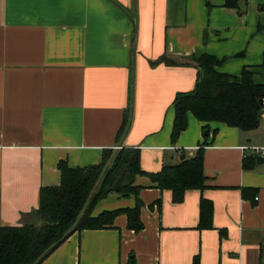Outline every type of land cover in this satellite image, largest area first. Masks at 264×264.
Here are the masks:
<instances>
[{
  "label": "crops",
  "instance_id": "0c3cea01",
  "mask_svg": "<svg viewBox=\"0 0 264 264\" xmlns=\"http://www.w3.org/2000/svg\"><path fill=\"white\" fill-rule=\"evenodd\" d=\"M237 3L0 0V227L31 217L40 189L59 184V161L82 168L132 148L154 173L206 141L203 188L175 203L136 174L139 231L119 214L112 226L71 232L39 264H264V156L258 164L243 150L264 147V112L252 130L189 112L170 141L174 97L197 80L191 59L212 55L217 71L247 67L264 81V0ZM201 199L212 205L208 226H199ZM135 202L109 192L91 215Z\"/></svg>",
  "mask_w": 264,
  "mask_h": 264
},
{
  "label": "trees",
  "instance_id": "16d2710c",
  "mask_svg": "<svg viewBox=\"0 0 264 264\" xmlns=\"http://www.w3.org/2000/svg\"><path fill=\"white\" fill-rule=\"evenodd\" d=\"M237 2L224 0V6L237 7ZM258 27L264 28V17ZM161 60L175 64L174 60L165 56ZM191 60L197 68V80L192 90L178 92L174 97L171 143L174 144L186 129L189 112L204 124L222 122L242 130L255 129L260 119L264 81L255 82L254 71L247 67L241 70L239 76L219 72L215 66L220 60L212 55L203 54ZM258 67L264 69V50ZM205 127L203 131H206ZM205 144L206 141H203L193 155L183 157L177 164L163 165L154 173L141 170L138 150L132 148H122L113 156L106 151L100 163L82 168H71L65 161H59L60 182L40 189L38 207L31 213L37 220L30 217L21 225L0 227V264H39L71 232L112 226L119 214H125L128 229L139 231L143 227L139 216L141 202L137 197L139 187L132 186L133 177L148 174L159 189L170 190L172 202H181L187 189L204 187ZM109 192L121 196L133 193L136 195L135 205L104 210L92 216L96 202ZM155 202L159 206V199ZM199 209V226H208L211 203L201 199ZM194 264H197L196 258Z\"/></svg>",
  "mask_w": 264,
  "mask_h": 264
},
{
  "label": "built area",
  "instance_id": "2783aa9c",
  "mask_svg": "<svg viewBox=\"0 0 264 264\" xmlns=\"http://www.w3.org/2000/svg\"><path fill=\"white\" fill-rule=\"evenodd\" d=\"M261 106L264 108V97L261 99ZM244 149H249L253 154L262 155L264 156V147H257V146H251V147H243Z\"/></svg>",
  "mask_w": 264,
  "mask_h": 264
},
{
  "label": "water",
  "instance_id": "95a60500",
  "mask_svg": "<svg viewBox=\"0 0 264 264\" xmlns=\"http://www.w3.org/2000/svg\"><path fill=\"white\" fill-rule=\"evenodd\" d=\"M263 112H264V109L261 108L260 111H259V115H262ZM254 158H255V160H256V163H258V164H260V163L263 162V157H262V156H259V155L255 154V155H254Z\"/></svg>",
  "mask_w": 264,
  "mask_h": 264
},
{
  "label": "rangeland",
  "instance_id": "374dc122",
  "mask_svg": "<svg viewBox=\"0 0 264 264\" xmlns=\"http://www.w3.org/2000/svg\"><path fill=\"white\" fill-rule=\"evenodd\" d=\"M110 162L108 161L106 165H108ZM32 217V220L36 221L37 218L35 216H31Z\"/></svg>",
  "mask_w": 264,
  "mask_h": 264
}]
</instances>
